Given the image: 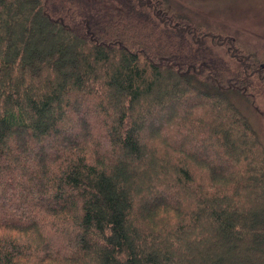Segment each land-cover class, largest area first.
<instances>
[{"label":"trees","instance_id":"trees-1","mask_svg":"<svg viewBox=\"0 0 264 264\" xmlns=\"http://www.w3.org/2000/svg\"><path fill=\"white\" fill-rule=\"evenodd\" d=\"M154 3L0 0V264H264V58Z\"/></svg>","mask_w":264,"mask_h":264},{"label":"rangeland","instance_id":"rangeland-1","mask_svg":"<svg viewBox=\"0 0 264 264\" xmlns=\"http://www.w3.org/2000/svg\"><path fill=\"white\" fill-rule=\"evenodd\" d=\"M153 1L154 4L159 2V0ZM169 7L190 17L192 22L200 26V28L198 27L200 32H212L211 35H214L213 33H220L222 36L230 35L236 39L243 51L255 54L258 59L264 58V0H169ZM157 9H162V7L159 6ZM207 40L210 41V38ZM219 50L223 58L227 59V55L230 53L228 54L222 47ZM233 62L235 63L234 60ZM256 85L247 87L244 92L246 95L239 91H229L228 93L249 118L264 143V83L260 85V82L256 80ZM252 97L259 98L258 103L260 105L263 103L261 107L252 104ZM166 114L167 112L163 113V120H165ZM98 119L100 118L98 117ZM83 127L85 130L89 128L83 136L90 135L92 140L102 141L104 132L101 130L102 135L98 137L95 130L98 125L90 127L83 124ZM150 134L151 131H148L143 136L148 139ZM34 153L39 159L42 157V154L37 150ZM19 204L14 205L15 208H20ZM15 210L13 211L15 212ZM4 233H10L9 229L0 227V234Z\"/></svg>","mask_w":264,"mask_h":264}]
</instances>
